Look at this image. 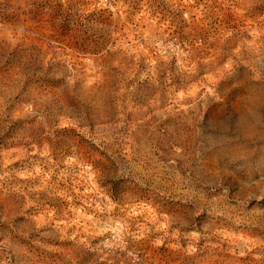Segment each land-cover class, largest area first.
I'll return each instance as SVG.
<instances>
[{"label": "rangeland", "instance_id": "1", "mask_svg": "<svg viewBox=\"0 0 264 264\" xmlns=\"http://www.w3.org/2000/svg\"><path fill=\"white\" fill-rule=\"evenodd\" d=\"M0 264H264V0H0Z\"/></svg>", "mask_w": 264, "mask_h": 264}]
</instances>
